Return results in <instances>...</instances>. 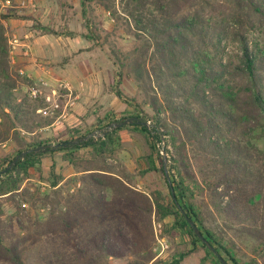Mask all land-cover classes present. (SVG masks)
<instances>
[{
  "label": "trees",
  "instance_id": "1",
  "mask_svg": "<svg viewBox=\"0 0 264 264\" xmlns=\"http://www.w3.org/2000/svg\"><path fill=\"white\" fill-rule=\"evenodd\" d=\"M80 3L84 16L96 4L115 21L105 37L91 17L86 18L85 26L114 65L115 94L137 112L129 117L136 121L104 138L61 148H54L49 141L29 142L27 136L52 126L56 116H43L38 111L44 108L43 99L18 96L23 82L12 67L4 24L10 15L0 12V144L14 142L17 155L32 150L0 176V199H10L19 192L21 174H27L36 159L58 152L83 175V187L64 198L65 210L31 223L24 235H18L13 221L3 219L0 213V261L23 264L36 241L58 237L62 240L56 245L60 264H113L111 257L121 258L127 252L135 257L131 264L155 263L154 256L141 253L152 242L154 215L159 222L173 218V225L187 232L194 250L200 244L213 254L189 221L200 224L198 228L214 249L238 264L223 246L224 238L205 229L200 214L188 204L197 190L208 193L214 212L228 221L227 229L247 234L264 251V146L254 142L264 139V44L249 40V35L264 33V0ZM124 36L129 43L120 42L125 41ZM229 41L239 46L233 57H226ZM125 78L136 87L133 97L120 89ZM129 127L145 133L152 150L170 138L176 157L168 170L158 154L168 198L152 201L106 168L77 166L79 151L90 149L94 156H112L117 150L116 134ZM73 134L56 144L88 135ZM46 145L48 149L35 151ZM15 157L8 160L9 165ZM64 180L52 165L51 188ZM72 230L85 239L72 245L68 237ZM64 251L70 254L67 260ZM179 256L174 264L186 254Z\"/></svg>",
  "mask_w": 264,
  "mask_h": 264
},
{
  "label": "rangeland",
  "instance_id": "2",
  "mask_svg": "<svg viewBox=\"0 0 264 264\" xmlns=\"http://www.w3.org/2000/svg\"><path fill=\"white\" fill-rule=\"evenodd\" d=\"M0 12L10 15L4 24L9 39L12 67L19 73L23 82L18 87L19 97L26 95L29 98L42 99L44 92L41 83H37L29 77L27 70L30 62L25 58L26 56L20 53L23 48L20 47L21 42L27 40L26 36H29V42L33 40V36L30 34L42 35L47 40V44H54L51 47L52 50L55 47L58 48V51L54 52L57 62L64 60L69 63L72 61L81 65L84 72H87L89 65L95 64L100 67V70L107 71V73L112 70L111 76H115V69H112L113 67L110 65L112 62L99 48L85 26L86 18L91 17L103 30L104 37L106 32L112 29L115 21L102 6L94 4L91 9H87L84 16L80 0H0ZM124 40H120V42L129 43L130 41L127 36H124ZM249 40L264 44V33L257 32L249 35ZM111 42L106 46L109 47ZM13 44L16 45L15 49H13ZM226 48L228 54L226 57H233L239 52L238 44L233 41H229ZM12 56L14 60H12ZM79 80L83 79L79 77ZM33 84H36L39 90L37 97H32L29 94L28 86ZM120 89L130 97L136 94V88L130 79L125 78ZM111 90L115 92V84L111 86ZM76 103V106L79 103L82 104V107L85 106L82 101L77 100ZM61 104L63 108L65 99H62ZM43 105V116H56V122L62 110L51 113L50 110L45 109L44 101ZM76 106L68 110L69 114L78 111ZM87 110L94 112L92 109ZM79 112L85 111L82 109ZM95 112L110 113L108 117L106 116L98 122L94 119L91 122L85 120L76 121L77 123L68 122L66 128L61 131L58 129L60 126L57 125L46 127L36 131L34 135L27 136V140L29 142L49 141L56 144L58 141L66 139V136H70L71 133L76 136L101 131L108 124L113 123V120L127 119L137 114L129 103L120 98L116 100V103L111 102L109 106ZM162 117H168V115H162ZM115 137L117 150L111 154L112 156H94L90 149H86L77 152V166L81 168H106L120 175L127 186L146 195L152 201L156 197L168 198L169 189L161 172V158L158 154L162 156L164 169L168 170L174 164L173 160L176 157L170 138L167 137V143L162 142L155 150H152L145 133L138 127L124 128ZM254 142L259 147L264 146V139ZM166 144L167 150H163ZM16 150L14 142L0 144V172L9 166L8 160L17 155ZM63 155L62 152H58L39 160L36 159L35 166L29 169L27 174H21L22 181L19 192L10 199H0L2 218L13 221L12 225L18 235L26 234L31 223L47 219L52 212L65 210L64 198L69 194L76 193L78 188L83 187L80 182L83 175L64 161ZM52 165L55 167V173L61 174L65 178L55 189L51 188L48 182ZM174 172L175 170L172 171L173 174ZM227 200L228 198L225 197L224 201ZM210 202V197L206 191L197 190L188 204L200 214L205 229H208L217 238H224L223 246L227 248L238 264H251V262L253 264L254 261L255 264H264V251L258 247L256 241L245 233H236L233 229H227L225 222L228 223V221L225 220L224 216H219L214 212ZM197 227L200 228V224H197ZM151 231L152 242L150 247L144 253L141 252L144 255L151 254L154 256L153 262L155 263L151 262L150 264H174L176 260H179L180 254H186V256L178 264H222L220 258H217L214 253L210 254L200 244H197L194 250L187 232L175 227L171 217L159 222L153 215ZM77 232L72 230L68 235L72 245L85 239V235H80ZM143 235L149 237L147 233H143ZM61 242L62 240L58 237L41 238L33 244L25 255L23 264H47L48 261L60 264L56 261L60 254L56 250V245L61 244ZM164 247L165 250H163ZM191 250L194 251L190 253ZM219 251L220 256L227 264H235L223 251ZM63 254L67 257L66 260L70 257V254L67 253V256L65 251ZM134 259V255L127 252L124 257H111L110 260L113 264H127V262L131 264ZM0 264H5V262L0 261Z\"/></svg>",
  "mask_w": 264,
  "mask_h": 264
},
{
  "label": "crops",
  "instance_id": "3",
  "mask_svg": "<svg viewBox=\"0 0 264 264\" xmlns=\"http://www.w3.org/2000/svg\"><path fill=\"white\" fill-rule=\"evenodd\" d=\"M30 35L33 36V40L29 42V36H26L27 40L21 42L22 44L20 46L23 47L20 51L22 55L24 45H28L30 50L31 55L29 57H25L30 62L27 70L29 77L37 81V83L44 81L50 85H54L58 81H63L72 88L77 100L82 101L85 105L82 107V104L79 103V105L76 106V103L75 106L76 110H78L77 112L70 113L65 118L60 116V118L54 122L51 127L55 125L60 126L58 129L61 131L66 128L68 122L74 123L76 121L81 122L83 120L91 122L92 119L98 122V120L100 121V119L103 120L106 116L108 117L110 112L95 111L98 109L102 110L109 106L111 102L116 103V100H118L116 94H114L115 92L111 90V86L115 84L116 79V75L111 76L112 70L110 73H107V71L100 70V67L95 64H91L88 66L87 72H84L81 65L75 64L72 61L69 63L64 60L63 62H57L54 52L58 51V48L55 47L53 48L54 50H52L51 47L54 46V44H47V40L42 35ZM65 55L67 56L68 54ZM110 65L113 67L112 69H115L112 63H110ZM79 77L83 80H79ZM82 109L85 112H79ZM87 109H92L94 112H88ZM68 136L69 135H67L66 138Z\"/></svg>",
  "mask_w": 264,
  "mask_h": 264
},
{
  "label": "built area",
  "instance_id": "4",
  "mask_svg": "<svg viewBox=\"0 0 264 264\" xmlns=\"http://www.w3.org/2000/svg\"><path fill=\"white\" fill-rule=\"evenodd\" d=\"M15 48L16 45L13 44V49ZM13 53L14 52L12 51V54ZM23 55L27 57L31 55L28 45H24ZM12 59H14L13 56ZM41 85L43 86L44 91L42 94V99L46 106L45 109L50 110L51 113L62 110L60 116L63 118L67 117L69 115L68 110L74 108L77 100V97L74 95L72 88L63 81H58L54 85H50L47 82L41 81ZM28 90L30 96H38L39 90L37 89L36 84L30 85ZM62 99H65V105L63 108L61 104ZM38 111L42 112L43 110L39 109ZM60 116L57 118V120L60 118ZM158 226L161 227L160 224H158ZM163 250H165V247L163 248Z\"/></svg>",
  "mask_w": 264,
  "mask_h": 264
},
{
  "label": "water",
  "instance_id": "5",
  "mask_svg": "<svg viewBox=\"0 0 264 264\" xmlns=\"http://www.w3.org/2000/svg\"><path fill=\"white\" fill-rule=\"evenodd\" d=\"M134 121H136V118H127L125 120H122L120 122H113V123H110L108 124L103 130L101 131H94V132H91L90 134L84 136V137H81L79 139H76V140H73V141H67V142H63V143H60V144H55L53 145L54 148H61V147H66V146H69V145H76V144H79V143H82V142H85V141H88L90 139H94V140H98V139H101V138H104L108 133L112 132L113 130L115 129H118V128H122L126 125H130L132 124ZM146 126L150 125L149 123H144ZM49 146L46 145V146H43V147H39V148H36L35 151H40V150H45V149H48ZM32 150H28L27 152H30ZM27 152H23L21 154H18L14 160L12 161V163L7 166L4 170H2L0 172V176L6 174L8 171H10L14 165H16V163L26 155ZM195 234L198 236V238H200L203 243L216 255V256H219L222 264H227L223 259L222 257L219 255L218 251L216 249H214L213 245L210 243L209 240H207L203 234L201 233L200 229L194 224L192 223L191 221H189Z\"/></svg>",
  "mask_w": 264,
  "mask_h": 264
}]
</instances>
